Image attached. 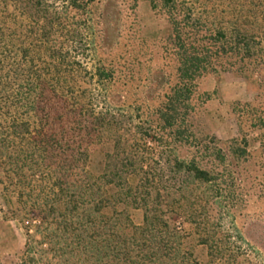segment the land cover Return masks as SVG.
I'll use <instances>...</instances> for the list:
<instances>
[{"label": "trees", "instance_id": "trees-1", "mask_svg": "<svg viewBox=\"0 0 264 264\" xmlns=\"http://www.w3.org/2000/svg\"><path fill=\"white\" fill-rule=\"evenodd\" d=\"M147 1L169 25L151 67L120 47L121 0H0V169L20 264H264V234L213 214L245 140L216 149L190 130L201 78L232 71L264 90V0Z\"/></svg>", "mask_w": 264, "mask_h": 264}, {"label": "rangeland", "instance_id": "rangeland-1", "mask_svg": "<svg viewBox=\"0 0 264 264\" xmlns=\"http://www.w3.org/2000/svg\"><path fill=\"white\" fill-rule=\"evenodd\" d=\"M121 1L125 29L120 47L128 54L136 51L137 58L146 67L155 66L161 62V55L156 54L159 44L169 31L166 16L160 9H152L147 0ZM133 4L136 7L131 11L129 6ZM128 38L131 47L125 45ZM197 90V110L190 127L194 144L219 149L221 143L246 142V154L238 159V167L231 171L234 174L227 181L231 188L229 201L220 200L221 207L213 214L227 221L229 208L230 221L243 228L245 234L248 231L254 242L252 236L264 234V90L260 91L253 79L232 71L219 77L201 78ZM108 149L104 145L92 150L89 166L92 173L100 171ZM136 182V176L129 177L131 185ZM15 205L16 194L0 169V264H20L22 260L26 235L22 225L12 217ZM130 218L133 224L139 225L141 211H130ZM35 224H29L32 230ZM178 226L184 231L190 230L185 221H180ZM189 241L194 243L193 239ZM194 253L198 260L204 261L203 247H195Z\"/></svg>", "mask_w": 264, "mask_h": 264}]
</instances>
